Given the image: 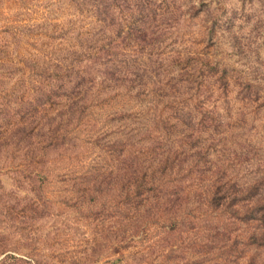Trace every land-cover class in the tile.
<instances>
[{
  "label": "rangeland",
  "instance_id": "obj_1",
  "mask_svg": "<svg viewBox=\"0 0 264 264\" xmlns=\"http://www.w3.org/2000/svg\"><path fill=\"white\" fill-rule=\"evenodd\" d=\"M60 63L86 105L66 120L42 109ZM131 70L158 92H127ZM174 148L264 199V0H0V264H264L254 226L196 208L198 174L126 208L125 178Z\"/></svg>",
  "mask_w": 264,
  "mask_h": 264
},
{
  "label": "trees",
  "instance_id": "obj_2",
  "mask_svg": "<svg viewBox=\"0 0 264 264\" xmlns=\"http://www.w3.org/2000/svg\"><path fill=\"white\" fill-rule=\"evenodd\" d=\"M204 54V56L201 55L204 58L197 56L194 57L196 58L194 60V64L200 69H205L211 74V56L208 55L207 52ZM60 64H62V66L54 64L53 68H57L55 70L50 69L49 67H39V70L45 73L46 77L52 80L54 85L56 84V86H52V89L49 91H45L43 89L41 90L45 98V107L43 106L42 109L43 111L47 110L55 112L56 108L60 106L61 109L58 114V119L66 120L71 116V114L82 112L83 110H80V108H84L86 105L85 99L80 96L81 93L79 91H75L79 88V85L76 83L74 84L75 86L71 84V69L69 70L63 63ZM137 75V72L134 70L129 71V73L127 72L126 76L128 80L125 85L127 92H130L132 95L134 92H137L136 98H141L143 94L144 96H147L146 93L148 90L151 92H158L155 87H151L154 82L151 83V81L147 82L144 80L142 83H138L137 80L132 77H138ZM62 89L63 91H61ZM58 96H65L66 98L62 99L61 97L59 100ZM150 100L151 103H153L154 99L151 98ZM177 108L178 106L172 109V111L177 110ZM148 111L149 110L147 109V112ZM150 111H153L149 113L151 114L149 115L151 122L153 120V126L149 125V122L146 120L144 125L136 128L137 134H134L135 136H129L132 140L129 141L128 138H126L125 140L127 143H123L120 147L122 154L124 152L126 153V146L129 144L132 145L135 142H146V137H144V135L154 128L159 129L157 126V119H161L164 115L161 111L158 115L157 108H150ZM147 112L145 113L147 114ZM136 113L138 115H142L144 112L139 109ZM128 116L134 117L135 114L130 113ZM154 116L155 118H153ZM144 117L146 119L147 115H144ZM54 120L49 123L47 127H45V134L38 139V143H42L43 145V150L55 145L54 142L57 139L62 138V136H60L62 127L60 124L53 126L55 122ZM171 124V119L167 117L163 126L167 128L171 126ZM176 126V124L172 125L174 128ZM174 149L175 150L171 152L172 154L169 152L166 154L164 153V156L157 160L155 167L147 168L149 173L144 172L143 176L135 175L132 178H125L126 182L124 183V191L126 192L127 197L123 200V203L126 204V208L129 209L133 207V205H136L135 209H138L141 206H144L148 197L152 196L155 198V194L161 192L162 189L163 192L165 191L164 194H166V192L170 194L173 192L170 188L177 184L179 180L198 174L203 177V180L207 185H205L204 190L201 192L200 196L202 197L199 198V205H197L196 208H225L222 211L226 213V217H228L229 221L254 226L255 231H258V235L260 236L261 244L264 246V199L260 194V189L262 187L259 186V181L254 180L252 183H244L243 185L236 182H230L229 180L226 181L221 177H215L211 186V163H207L206 159H201L199 161L195 160L193 163H182V161L177 157V149ZM197 155H199V151H197ZM198 162L199 165H197ZM43 172L46 173L47 171L43 170ZM260 184L262 183L260 182ZM112 200H114V198H112Z\"/></svg>",
  "mask_w": 264,
  "mask_h": 264
}]
</instances>
